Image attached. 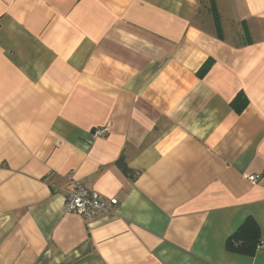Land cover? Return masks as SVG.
<instances>
[{
  "label": "crops",
  "instance_id": "1",
  "mask_svg": "<svg viewBox=\"0 0 264 264\" xmlns=\"http://www.w3.org/2000/svg\"><path fill=\"white\" fill-rule=\"evenodd\" d=\"M213 1L0 0V264H264L224 248L264 241V0Z\"/></svg>",
  "mask_w": 264,
  "mask_h": 264
},
{
  "label": "built area",
  "instance_id": "2",
  "mask_svg": "<svg viewBox=\"0 0 264 264\" xmlns=\"http://www.w3.org/2000/svg\"><path fill=\"white\" fill-rule=\"evenodd\" d=\"M108 126L97 128L93 131L95 138L103 137L108 133ZM262 181L256 175H248L246 178L251 185H264V171L261 174ZM66 180L70 185V190L64 198V212L74 214L82 218L86 223H90L98 216L107 214L111 218L115 216L113 209L118 201L114 197H105L96 191H91L87 186L75 180L72 175H67ZM264 247V241L261 246Z\"/></svg>",
  "mask_w": 264,
  "mask_h": 264
},
{
  "label": "trees",
  "instance_id": "3",
  "mask_svg": "<svg viewBox=\"0 0 264 264\" xmlns=\"http://www.w3.org/2000/svg\"><path fill=\"white\" fill-rule=\"evenodd\" d=\"M211 13L214 17L216 27L219 28V19L216 6L211 0ZM213 64L212 59H208L198 70L197 75L202 78L211 68ZM248 105V100L243 93H237L230 107L236 114H240ZM121 173L127 178H134L133 171L130 170L124 163L118 161L116 163ZM261 230L258 223L251 216H248L242 224L226 239L225 251L245 257H253L257 249L262 243Z\"/></svg>",
  "mask_w": 264,
  "mask_h": 264
}]
</instances>
